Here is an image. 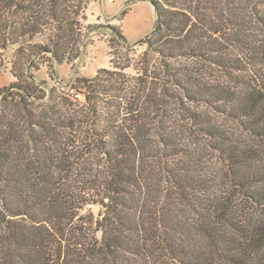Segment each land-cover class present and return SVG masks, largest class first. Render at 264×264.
<instances>
[{
  "label": "trees",
  "instance_id": "trees-1",
  "mask_svg": "<svg viewBox=\"0 0 264 264\" xmlns=\"http://www.w3.org/2000/svg\"><path fill=\"white\" fill-rule=\"evenodd\" d=\"M147 1L134 83L66 97L32 69L79 58L87 0H0V264H264V0Z\"/></svg>",
  "mask_w": 264,
  "mask_h": 264
},
{
  "label": "rangeland",
  "instance_id": "rangeland-1",
  "mask_svg": "<svg viewBox=\"0 0 264 264\" xmlns=\"http://www.w3.org/2000/svg\"><path fill=\"white\" fill-rule=\"evenodd\" d=\"M85 6L80 18L83 35L78 49L79 58L57 64L52 62L50 55H44L38 69H32L36 82H43L41 87L47 90L50 87L57 88V92L66 97L71 86L77 87V78L93 77L100 68H112V61L121 67L129 65L118 69V72H123L125 79L134 83L147 61L144 40L152 33L156 22L154 8L147 0H87ZM89 25L102 26L88 29ZM111 26L117 29L113 30ZM118 32L126 36L128 44L125 45ZM46 39L47 34H42L35 41L45 42ZM17 48L18 45L5 50L0 48L5 65L0 87L17 81L11 72ZM228 124L235 127L233 122ZM93 210L97 213L100 207L95 206Z\"/></svg>",
  "mask_w": 264,
  "mask_h": 264
},
{
  "label": "built area",
  "instance_id": "built-area-1",
  "mask_svg": "<svg viewBox=\"0 0 264 264\" xmlns=\"http://www.w3.org/2000/svg\"><path fill=\"white\" fill-rule=\"evenodd\" d=\"M71 93H75V91L73 89H70ZM76 96H79V94H76Z\"/></svg>",
  "mask_w": 264,
  "mask_h": 264
}]
</instances>
